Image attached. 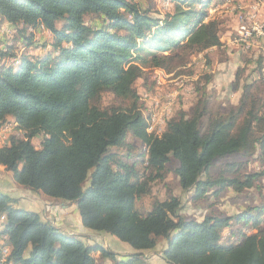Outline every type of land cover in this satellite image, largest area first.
Instances as JSON below:
<instances>
[{
    "label": "trees",
    "instance_id": "obj_1",
    "mask_svg": "<svg viewBox=\"0 0 264 264\" xmlns=\"http://www.w3.org/2000/svg\"><path fill=\"white\" fill-rule=\"evenodd\" d=\"M145 1L151 0H0V21L12 27L13 40L30 46L27 32L40 29L53 38L39 59L19 62L12 45L0 48V128L10 121L17 132L0 147V167L16 186L74 206L89 234L113 237L131 251L119 256L60 231L17 206L2 182L0 216L11 246L5 264H96L94 253L111 264H148L146 253L160 243L166 264H264L263 173L229 161L264 165V52L249 76L236 70L230 89L239 95L236 105L211 111L206 88L212 78L205 75L189 112L180 110L155 136L148 133L136 81L146 70L172 74L218 48L220 28L217 19L206 21L211 0H170L173 10L163 18ZM9 59L16 64L6 65ZM104 93L126 105L102 108ZM131 141L144 151L134 153ZM167 174L180 196L138 212L137 201ZM251 191L257 202L234 216L210 210L190 218L181 200L188 195L186 202L197 206ZM226 229L241 240L221 244ZM245 229L256 233L245 235Z\"/></svg>",
    "mask_w": 264,
    "mask_h": 264
},
{
    "label": "rangeland",
    "instance_id": "obj_2",
    "mask_svg": "<svg viewBox=\"0 0 264 264\" xmlns=\"http://www.w3.org/2000/svg\"><path fill=\"white\" fill-rule=\"evenodd\" d=\"M144 3H146L144 7L151 9L152 14L159 18H163L165 14L173 10V4L170 0H151ZM207 13L206 21L215 18L219 22L221 46L194 56L187 67L180 68L172 74H166L161 70H146L144 76L135 83L134 88L139 96L141 112L145 119L149 121L147 122L149 133L155 136H160L163 133L166 122L180 110L189 112L196 101V90L205 85L203 80L205 75L212 78L206 88L208 94H211L210 110L215 111L217 108L226 109L228 106H233L237 101V94L231 92V83L227 81L232 79L233 73L239 67L244 69L245 77L249 76L253 66L252 63L257 64V59L261 57L260 53L264 52V31L254 30V32L247 35H242V38H240L239 34L242 25H246L251 29L252 21L259 25H264V0H211ZM57 28H61V23L57 24ZM10 31L8 26L0 30V47L12 45L13 49L11 52L15 54L17 60L24 56L29 59H39L51 51L48 44L52 43L53 38L46 31L37 33L36 30H29L25 37L28 38L29 34H32L30 46L26 45L27 42H19L18 39L13 40L14 36H11L12 33ZM244 42H248V45ZM11 60H7L6 65H9L10 62H15ZM226 76L228 80H226ZM100 104L104 109L126 105V103L124 104L122 101L115 99L109 93L102 95ZM162 108H169V111L161 110ZM6 129H9V131H6ZM13 134H17V132L13 128V123L9 121L0 128V147L4 146L8 138ZM39 143V139L32 141V145L35 148H39ZM132 143L134 150H136L135 152L133 151L134 153H142L144 151L142 144L134 141ZM131 160L134 161L135 159L132 158ZM235 160L247 163L246 172L248 173H263L258 180V184L264 194V165L258 164L256 160L231 159L229 161L235 162ZM229 161L217 163L211 169V173L217 172L221 164ZM142 167H139L140 173L144 172ZM2 182L8 183V188L4 190L17 199V206L38 213L43 220L50 222L52 225L54 224L61 230H67L73 236L83 237L88 245H99V247L119 256L131 253L128 247L118 243L113 237H95L83 230L74 206L62 208V205L57 202L16 186L11 182V174L0 167V184ZM172 195L180 196V192L173 177L167 174L162 182H157L153 185L150 196L137 201L136 209L141 214H146L153 201L164 200ZM187 198L188 195L183 197L181 195V200L185 204V209H187L185 214L190 218L200 220L210 210L224 216H234L240 213L243 208L255 204L254 202H257V193L251 191L244 196H234L232 193L227 192L217 198L210 197L208 201L200 202L197 206L190 202L187 203ZM238 228L239 226L234 225L235 230ZM244 233L245 235H250L256 233V230L245 229ZM239 234L231 236L229 229L224 230L221 244H237L241 240ZM163 247L164 243H160L155 250L146 253L148 264H166L159 255ZM94 259L96 264H111L101 258L99 253H94Z\"/></svg>",
    "mask_w": 264,
    "mask_h": 264
},
{
    "label": "built area",
    "instance_id": "obj_3",
    "mask_svg": "<svg viewBox=\"0 0 264 264\" xmlns=\"http://www.w3.org/2000/svg\"><path fill=\"white\" fill-rule=\"evenodd\" d=\"M254 30L264 31V25H259L255 21H252L251 29L248 28L246 25H242L239 30L240 38H242V35H247L251 32H254ZM244 43L248 45V42H244ZM262 64H263L262 73L264 75V60ZM161 110L165 111L164 108H162ZM6 131H9V129H6ZM0 218H5V216L1 215ZM8 257H11V246L9 244L8 236L4 235L3 238H0V264L7 263Z\"/></svg>",
    "mask_w": 264,
    "mask_h": 264
},
{
    "label": "crops",
    "instance_id": "obj_4",
    "mask_svg": "<svg viewBox=\"0 0 264 264\" xmlns=\"http://www.w3.org/2000/svg\"><path fill=\"white\" fill-rule=\"evenodd\" d=\"M9 27V29L11 30L10 32L12 33V35L11 36H13V34H14V31H13V29H12V27L9 25V24H7L6 22H1L0 21V30H2V28L4 29V27ZM39 31H41V32H45L44 30H42V29H40V30H36V32L37 33H39ZM3 34V33H2ZM19 42H20V40H19ZM9 46V45H8ZM11 46V45H10ZM1 48V47H0ZM254 63V62H253ZM252 63V69L253 68H255L256 67V64H253ZM238 69V68H237ZM236 69V70H237ZM236 70H235V72H236ZM235 72L233 73V77H232V79L230 80H228V77L226 76V80H228L227 82L228 83H232L233 82V80H234V76H235ZM235 94H237V101L235 102V104L234 105H236L237 104V102H238V98H239V95H238V93H235ZM48 199V198H47ZM49 200H51V199H49ZM51 201H53V200H51ZM54 202H56V201H54ZM58 204H61V203H59V202H57ZM62 205V208H65V207H67V205H63V204H61ZM69 206V205H68ZM31 212V211H30ZM79 220V223H80V219H78ZM53 226L54 227H56L54 224H53ZM56 228H58V227H56ZM59 229V228H58ZM60 231H62V232H64V233H66V234H68V235H71L70 233H68L67 232V230L66 231H64V230H61V229H59Z\"/></svg>",
    "mask_w": 264,
    "mask_h": 264
},
{
    "label": "bare ground",
    "instance_id": "obj_5",
    "mask_svg": "<svg viewBox=\"0 0 264 264\" xmlns=\"http://www.w3.org/2000/svg\"><path fill=\"white\" fill-rule=\"evenodd\" d=\"M258 33V32H257ZM172 100V99H171ZM164 103V102H163ZM172 103V102H171ZM170 103V104H171ZM156 104V103H155ZM155 107H157L156 105H155ZM166 107V106H165ZM172 109V108H171ZM165 111H169V108H165ZM153 115V114H152ZM169 118V117H168ZM167 119V118H166ZM147 122H149V121H147ZM152 124V123H151ZM156 127V126H155ZM155 127H154V129H155ZM159 128H161V127H159ZM148 133H149V130H148ZM162 133V132H161ZM3 218H0V238H3Z\"/></svg>",
    "mask_w": 264,
    "mask_h": 264
}]
</instances>
